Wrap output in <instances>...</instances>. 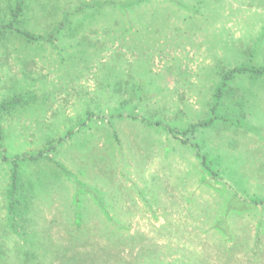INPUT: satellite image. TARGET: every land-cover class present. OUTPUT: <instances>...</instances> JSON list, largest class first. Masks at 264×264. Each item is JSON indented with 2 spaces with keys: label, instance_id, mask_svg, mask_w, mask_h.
I'll return each mask as SVG.
<instances>
[{
  "label": "rangeland",
  "instance_id": "374dc122",
  "mask_svg": "<svg viewBox=\"0 0 264 264\" xmlns=\"http://www.w3.org/2000/svg\"><path fill=\"white\" fill-rule=\"evenodd\" d=\"M230 106L264 117V0H0V264H264Z\"/></svg>",
  "mask_w": 264,
  "mask_h": 264
},
{
  "label": "crops",
  "instance_id": "0c3cea01",
  "mask_svg": "<svg viewBox=\"0 0 264 264\" xmlns=\"http://www.w3.org/2000/svg\"><path fill=\"white\" fill-rule=\"evenodd\" d=\"M256 71L260 72L258 70H256ZM234 83H235V85H233ZM234 83H230V92H232V88L234 86H240V84H238L236 82H234ZM231 95L232 94L230 93V105L232 104V100H233ZM261 108L263 111H262L260 116H264V106H262ZM254 113H255V115H257L256 112H253L252 109H245L243 111H241L240 109L238 111V109H237L236 111H234V110H232V108L230 106V145L231 144H238V145L242 146L241 149L245 148L244 150L242 149L244 151V152H242L244 155H242L239 152V150L231 151L230 154L235 156L234 161L238 162L239 160H244L245 162H247L245 156H247V154L250 152V148L257 150L255 152L258 153V156L264 155V117L257 118V116H254ZM236 116H238V117L240 116L241 119L242 118L244 119V120H242L243 124L249 123L252 125L245 124V125H249V126L244 127V128L241 127V125H239V122H241V120L239 118H237ZM236 118L238 119L237 120L238 125L234 126L233 124H234V120ZM208 123H210V121H208ZM232 129L234 130V132ZM257 131H259V133H257ZM260 162H261V160L258 161V165L260 164ZM237 194H239V193H237Z\"/></svg>",
  "mask_w": 264,
  "mask_h": 264
},
{
  "label": "trees",
  "instance_id": "16d2710c",
  "mask_svg": "<svg viewBox=\"0 0 264 264\" xmlns=\"http://www.w3.org/2000/svg\"><path fill=\"white\" fill-rule=\"evenodd\" d=\"M23 11V2H18L17 3V6L15 7V8H13L12 9V14L15 16V17H18L20 14H21V12ZM11 26H12V24H10V27L9 28H11ZM27 35H29L30 37H31V35L30 34H27ZM246 68L245 67H242V68H240L239 70H245ZM258 71H263V68H260V69H258ZM195 129V126H193L192 127V129ZM44 155V153L42 152V153H40V155L39 156H43ZM36 157V156H35Z\"/></svg>",
  "mask_w": 264,
  "mask_h": 264
}]
</instances>
